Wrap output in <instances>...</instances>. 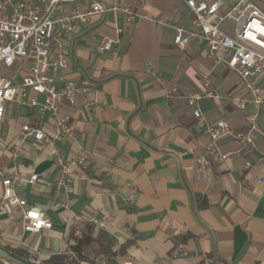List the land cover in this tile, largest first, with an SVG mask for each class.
I'll return each instance as SVG.
<instances>
[{"label":"crops","instance_id":"crops-1","mask_svg":"<svg viewBox=\"0 0 264 264\" xmlns=\"http://www.w3.org/2000/svg\"><path fill=\"white\" fill-rule=\"evenodd\" d=\"M90 1L75 0L65 10ZM97 1L129 6L137 17L130 25L122 13L95 15L67 42L70 67L54 75L60 86L74 82L87 90L74 104L61 102L59 118L73 123L76 134L57 140V123L48 114L39 115L26 102L7 105L0 125V171L9 178L19 174L16 193L38 208L52 228L25 232L22 212L6 209L0 213V245L21 249L42 263L67 253L74 243L71 231L81 233L96 218L116 239L117 249L135 242L116 264H200L210 256L228 264H264V107L249 102L241 78L210 57L204 43L192 41L183 51L176 47L174 27L194 30L183 0ZM197 1H222L223 13L239 2ZM253 2L264 11V0ZM223 30L234 34L229 22ZM107 43L110 48L102 51ZM12 69L21 85L26 66L17 62ZM205 81L222 97L201 102L207 124L226 120L236 134H251L258 145L241 149L233 138L223 139L220 151L232 156L225 163L212 162L208 170L200 169L198 159L208 158L209 141L188 103ZM258 84L264 88V76ZM32 99L44 101L28 90L27 100ZM235 99L245 100L246 107L239 109ZM23 125L54 140L70 164V191L57 187L60 173L50 157L52 146L29 139L19 159H13ZM83 158L87 165L75 163ZM34 175L38 180L31 183ZM184 236L188 239L177 243ZM0 264L10 263L0 259Z\"/></svg>","mask_w":264,"mask_h":264},{"label":"built area","instance_id":"built-area-1","mask_svg":"<svg viewBox=\"0 0 264 264\" xmlns=\"http://www.w3.org/2000/svg\"><path fill=\"white\" fill-rule=\"evenodd\" d=\"M75 0H0V65L12 69L17 62L26 66V74L22 84L0 71V125L6 114L7 105L13 102L24 103L37 109L39 115L48 114L57 123L56 139L72 137L76 128L68 119H60L59 111L63 99L74 104L78 96L87 90L77 87L74 82L59 85L54 73L67 70L70 67L67 42L75 33L77 27H87L95 15L122 13L130 25L136 23L137 12L129 6L107 5L97 0L84 4L67 12L66 5ZM172 1V0H167ZM193 14L194 30L174 27V44L183 51L192 41L204 43L207 54L218 63L227 65L243 81L250 96V103L258 108L264 107V88L258 84V79L264 76V11L253 0H239L229 11L223 13L222 1L205 3L197 0H183ZM154 20V19H152ZM154 22H157L154 20ZM159 22V21H158ZM233 24L234 34L223 30L225 23ZM160 23V22H159ZM110 44L101 50H107ZM44 97L39 103L36 99L27 100V91ZM222 97L214 93L205 81L203 87L195 90L188 98V103L194 108L193 115L202 135L209 141L207 157H200V169L208 170L212 162L225 163L232 156L222 153L219 143L223 139L233 138L241 149H257L258 145L251 134L238 135L226 120L216 124H207L202 114L200 104L205 99L220 100ZM239 109H244L247 102L243 99L234 100ZM256 116L249 118L251 130L255 129ZM52 146L50 157L60 173L57 187L60 191L71 189L70 164L66 163L54 145V140L45 136L37 127L23 125L18 143L12 151L13 159H19L27 140ZM264 163V155L260 158ZM80 166L88 164V159H76ZM250 165L247 164V168ZM2 176L3 195L0 197V213L10 208L22 212L21 224L25 232L39 233L52 228V223L36 207L31 206L26 199L20 197L15 187L21 182L19 174L13 177ZM38 176L31 177L35 183ZM264 182V178L261 180ZM129 204L135 201V195L129 197ZM82 219L78 218L80 222ZM98 229L104 228V223L96 218L90 220ZM78 233L77 235H80ZM75 242L73 243V246ZM6 262V261H5ZM8 263V262H6Z\"/></svg>","mask_w":264,"mask_h":264},{"label":"trees","instance_id":"trees-1","mask_svg":"<svg viewBox=\"0 0 264 264\" xmlns=\"http://www.w3.org/2000/svg\"><path fill=\"white\" fill-rule=\"evenodd\" d=\"M202 206H206V200H203ZM76 230L71 231V239L75 242L74 246H70L68 252L57 256H52L44 260L42 264H116L118 257L127 255L128 250L135 242L129 241L121 248L117 249L116 239L107 231L98 229L92 223H86L80 235H75ZM187 236L178 239L177 243L187 240ZM8 251L17 256L30 260L31 255L21 249H14L9 246H3ZM200 264H228L219 260L208 257Z\"/></svg>","mask_w":264,"mask_h":264},{"label":"water","instance_id":"water-1","mask_svg":"<svg viewBox=\"0 0 264 264\" xmlns=\"http://www.w3.org/2000/svg\"><path fill=\"white\" fill-rule=\"evenodd\" d=\"M0 259L10 264H42L36 257H31L30 260L21 258L16 254L8 251L2 245H0Z\"/></svg>","mask_w":264,"mask_h":264},{"label":"rangeland","instance_id":"rangeland-1","mask_svg":"<svg viewBox=\"0 0 264 264\" xmlns=\"http://www.w3.org/2000/svg\"><path fill=\"white\" fill-rule=\"evenodd\" d=\"M0 71H1L3 74L7 75V76H10V77H13V78L16 77V72H15V70H14V69H8V68H6V66H5L4 64H1V65H0Z\"/></svg>","mask_w":264,"mask_h":264}]
</instances>
